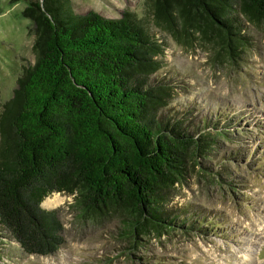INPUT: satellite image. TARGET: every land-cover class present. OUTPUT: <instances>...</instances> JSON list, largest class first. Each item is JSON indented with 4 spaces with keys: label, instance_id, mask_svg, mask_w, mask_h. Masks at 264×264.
<instances>
[{
    "label": "trees",
    "instance_id": "trees-1",
    "mask_svg": "<svg viewBox=\"0 0 264 264\" xmlns=\"http://www.w3.org/2000/svg\"><path fill=\"white\" fill-rule=\"evenodd\" d=\"M24 2L34 63L0 110V231L26 255L54 254L63 225L41 203L60 193L80 218L120 212L132 248L151 232L205 235L168 204L189 174L220 177L223 166L204 162L228 135L163 115L171 90L154 80L165 46L153 29L179 45L196 36L235 63L248 30L264 33V0H147L142 18L119 19L77 15L70 0Z\"/></svg>",
    "mask_w": 264,
    "mask_h": 264
},
{
    "label": "rangeland",
    "instance_id": "rangeland-1",
    "mask_svg": "<svg viewBox=\"0 0 264 264\" xmlns=\"http://www.w3.org/2000/svg\"><path fill=\"white\" fill-rule=\"evenodd\" d=\"M70 1L77 15L119 19L124 12L142 18L147 0ZM25 6L24 0H0V110L34 63L31 24L21 15ZM153 31L165 46L154 80L166 81L171 90L163 115L191 130L206 118L201 134L217 126L228 135L204 162L212 171L223 166L220 177L189 174L168 204L200 222L205 235L151 232L132 248L120 212L80 218L73 196L53 193L41 208L58 213L65 243L52 255L29 256L0 231V264H264V33L249 29L251 45L232 63L196 36L179 45Z\"/></svg>",
    "mask_w": 264,
    "mask_h": 264
}]
</instances>
